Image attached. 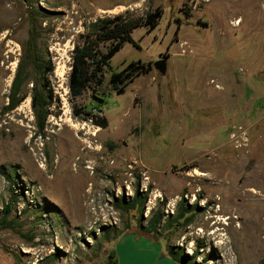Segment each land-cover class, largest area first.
I'll return each instance as SVG.
<instances>
[{
	"label": "rangeland",
	"instance_id": "1",
	"mask_svg": "<svg viewBox=\"0 0 264 264\" xmlns=\"http://www.w3.org/2000/svg\"><path fill=\"white\" fill-rule=\"evenodd\" d=\"M157 9V28L135 30L103 85L73 98L84 27ZM33 23L55 69L42 134L30 94L3 111ZM133 62L151 71L112 91ZM138 193L144 206L118 207ZM159 216L143 264L156 248L191 264H264V0H0V264H105L136 246L117 233Z\"/></svg>",
	"mask_w": 264,
	"mask_h": 264
},
{
	"label": "trees",
	"instance_id": "2",
	"mask_svg": "<svg viewBox=\"0 0 264 264\" xmlns=\"http://www.w3.org/2000/svg\"><path fill=\"white\" fill-rule=\"evenodd\" d=\"M162 10L148 12L145 15L135 16L130 12L115 16L100 18L84 27V32L80 34V43L75 46L72 54V66L69 75V91L73 98L92 86H102L105 82V68L110 65L113 57L128 42L133 43L132 33L138 28L145 27L148 33L155 30L162 18ZM40 34L36 25H31L28 39L23 45V52L18 63L16 73L11 85L8 102L4 108V113L11 112L19 107L30 94L32 99V109L35 116L36 127L39 134H42L47 126L51 110L55 106L57 96L54 92L50 76L54 72V64L47 50H44L39 42ZM108 45V47H107ZM106 47V50H104ZM150 67L140 62H133L120 72L113 73L109 80L112 91L123 94L126 87L135 78L148 74ZM29 84H32L30 93L26 91ZM76 111V109H75ZM78 111V110H77ZM89 120L100 128H107L108 122L105 117L93 116L90 113ZM145 204V198H141L138 193L136 198L129 205H118L125 210L135 209L137 206ZM9 211H7L8 213ZM161 222V217L153 221L151 229L146 232H154V227ZM127 230L129 229L126 228ZM123 232L117 233L122 235ZM170 255L180 264H191L188 255L179 257L173 249ZM192 261L195 260L194 256ZM105 264H119L117 252L113 250ZM195 264V263H194Z\"/></svg>",
	"mask_w": 264,
	"mask_h": 264
},
{
	"label": "crops",
	"instance_id": "3",
	"mask_svg": "<svg viewBox=\"0 0 264 264\" xmlns=\"http://www.w3.org/2000/svg\"><path fill=\"white\" fill-rule=\"evenodd\" d=\"M122 236H125L126 242L131 241V243H134L136 246H131L127 249H119L117 253L119 264H143V246L141 244H143V239H145V237L152 239L156 245V238L152 234H149L143 229H137L136 227L129 228L127 231L123 232ZM156 252L155 264H175L173 260L179 263L172 256L170 257L167 251L162 248H156Z\"/></svg>",
	"mask_w": 264,
	"mask_h": 264
},
{
	"label": "water",
	"instance_id": "4",
	"mask_svg": "<svg viewBox=\"0 0 264 264\" xmlns=\"http://www.w3.org/2000/svg\"><path fill=\"white\" fill-rule=\"evenodd\" d=\"M154 65L160 74L165 75L167 73V68H168L167 67V58L160 59L159 61L155 62ZM93 99L95 101L100 102V103L104 102V100L102 98L98 97L97 95H94Z\"/></svg>",
	"mask_w": 264,
	"mask_h": 264
},
{
	"label": "bare ground",
	"instance_id": "5",
	"mask_svg": "<svg viewBox=\"0 0 264 264\" xmlns=\"http://www.w3.org/2000/svg\"><path fill=\"white\" fill-rule=\"evenodd\" d=\"M72 127V129L71 128H69L68 130L71 132V130L73 131V127H75L74 125H72L71 126ZM73 133V132H72ZM71 133V134H72ZM73 137V136H72ZM78 139V138H77ZM77 141V140H76ZM258 178V177H257ZM89 193H90V191H89ZM248 194H250L251 196H255L253 193H251V192H247Z\"/></svg>",
	"mask_w": 264,
	"mask_h": 264
}]
</instances>
